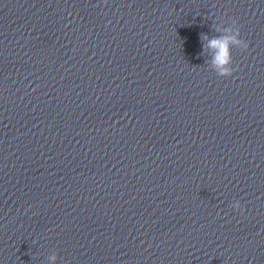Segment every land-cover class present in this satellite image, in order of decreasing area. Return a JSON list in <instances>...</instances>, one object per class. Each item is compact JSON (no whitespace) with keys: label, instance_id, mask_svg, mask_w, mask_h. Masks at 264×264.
I'll return each mask as SVG.
<instances>
[{"label":"water","instance_id":"1","mask_svg":"<svg viewBox=\"0 0 264 264\" xmlns=\"http://www.w3.org/2000/svg\"><path fill=\"white\" fill-rule=\"evenodd\" d=\"M52 255L264 264V0H0V264Z\"/></svg>","mask_w":264,"mask_h":264},{"label":"clouds","instance_id":"2","mask_svg":"<svg viewBox=\"0 0 264 264\" xmlns=\"http://www.w3.org/2000/svg\"><path fill=\"white\" fill-rule=\"evenodd\" d=\"M225 32L226 34H221L217 37H209L207 34H202V40L205 42L202 45V51L207 56V63L221 77L232 74L231 49L233 47L248 48V44L239 38L240 32L235 20L231 21V26L226 27ZM232 208L240 209V201L235 200ZM56 259L55 255L50 256V264H55Z\"/></svg>","mask_w":264,"mask_h":264}]
</instances>
